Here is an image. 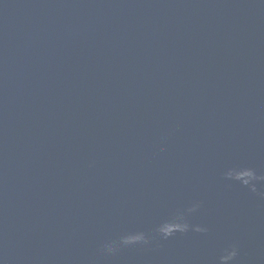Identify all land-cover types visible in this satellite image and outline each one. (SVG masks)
Instances as JSON below:
<instances>
[{"label":"water","instance_id":"water-1","mask_svg":"<svg viewBox=\"0 0 264 264\" xmlns=\"http://www.w3.org/2000/svg\"><path fill=\"white\" fill-rule=\"evenodd\" d=\"M0 264H264V0H0Z\"/></svg>","mask_w":264,"mask_h":264},{"label":"clouds","instance_id":"clouds-1","mask_svg":"<svg viewBox=\"0 0 264 264\" xmlns=\"http://www.w3.org/2000/svg\"><path fill=\"white\" fill-rule=\"evenodd\" d=\"M236 254H237V253H236V250H235V249H233V250L231 251V256H232V258H233V257H235V256H236Z\"/></svg>","mask_w":264,"mask_h":264}]
</instances>
